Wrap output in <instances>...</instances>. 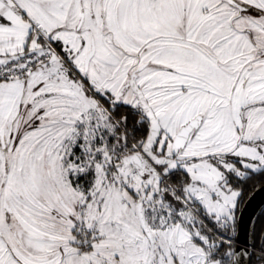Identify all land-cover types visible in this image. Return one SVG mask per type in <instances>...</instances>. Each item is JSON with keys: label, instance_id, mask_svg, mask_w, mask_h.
Listing matches in <instances>:
<instances>
[{"label": "snow or ice", "instance_id": "6c2138e0", "mask_svg": "<svg viewBox=\"0 0 264 264\" xmlns=\"http://www.w3.org/2000/svg\"><path fill=\"white\" fill-rule=\"evenodd\" d=\"M258 192L264 0H0V264H264Z\"/></svg>", "mask_w": 264, "mask_h": 264}, {"label": "water", "instance_id": "95a60500", "mask_svg": "<svg viewBox=\"0 0 264 264\" xmlns=\"http://www.w3.org/2000/svg\"><path fill=\"white\" fill-rule=\"evenodd\" d=\"M263 206H264V192H258L252 197L251 203L248 205V208H247V211H246L245 217H244L245 221L247 222V220L254 213L258 214Z\"/></svg>", "mask_w": 264, "mask_h": 264}, {"label": "trees", "instance_id": "16d2710c", "mask_svg": "<svg viewBox=\"0 0 264 264\" xmlns=\"http://www.w3.org/2000/svg\"><path fill=\"white\" fill-rule=\"evenodd\" d=\"M260 212H264V206L262 207V209L259 211ZM259 213L257 215H259Z\"/></svg>", "mask_w": 264, "mask_h": 264}]
</instances>
